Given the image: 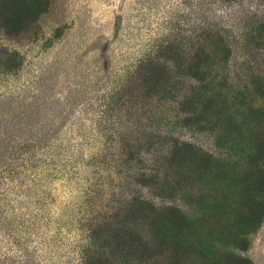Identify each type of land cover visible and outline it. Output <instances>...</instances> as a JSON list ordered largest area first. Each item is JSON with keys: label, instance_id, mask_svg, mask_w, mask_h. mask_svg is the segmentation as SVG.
Wrapping results in <instances>:
<instances>
[{"label": "rangeland", "instance_id": "rangeland-1", "mask_svg": "<svg viewBox=\"0 0 264 264\" xmlns=\"http://www.w3.org/2000/svg\"><path fill=\"white\" fill-rule=\"evenodd\" d=\"M263 22L264 0H50L27 34L0 32V264H204L190 242L163 244L154 217L201 226L235 196L167 158L224 152L220 125L189 104L203 92L245 133L248 106H264ZM200 47L203 77L173 55ZM248 239L232 251L264 264V219Z\"/></svg>", "mask_w": 264, "mask_h": 264}, {"label": "trees", "instance_id": "trees-1", "mask_svg": "<svg viewBox=\"0 0 264 264\" xmlns=\"http://www.w3.org/2000/svg\"><path fill=\"white\" fill-rule=\"evenodd\" d=\"M49 5L50 0H0V32L6 37L27 34ZM257 34L259 37L264 36V22L257 29ZM171 49H168L169 53ZM198 50L189 55L181 50L182 55H173L180 57L190 70L203 77L205 63L212 61L213 53H208L201 47ZM4 62L13 67L18 64L12 54L6 56ZM163 70L166 71L165 65L149 77L156 89L167 88L168 81ZM259 88L264 95V78L259 83ZM189 104L194 107V113H209L208 120L220 125L219 131L222 132L223 139L221 148L224 152L216 155L206 152L200 154L176 148L169 152L167 158L170 167L177 163L174 171L177 175L186 170L191 177L199 176L200 180L211 177L219 187L226 186L230 195L235 198L228 197L231 202L226 198V203L224 200V203L211 208L209 215H205L208 220L205 219L201 226L196 224L192 215L179 213L178 216L174 212L165 216L159 214L154 217V234L168 247L175 248L183 241L192 243L197 255L205 261L204 264H241L242 258L232 249L244 251L249 245V234L254 232L264 219V106L256 103L248 106V127L242 134L240 123L226 114V108H222L215 97H209L203 92L191 99ZM235 133H240V137L237 141H231ZM222 222L225 223L224 228L221 231L215 229V226ZM127 229L130 232L123 230L116 234L114 240L121 242L136 237L135 228ZM221 240L229 246L226 248L231 249L227 253L228 256L219 254L221 252L215 243ZM92 259V264H110L109 259Z\"/></svg>", "mask_w": 264, "mask_h": 264}]
</instances>
